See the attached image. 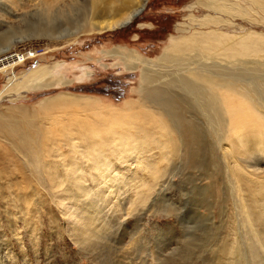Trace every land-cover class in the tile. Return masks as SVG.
<instances>
[{
  "label": "rangeland",
  "instance_id": "374dc122",
  "mask_svg": "<svg viewBox=\"0 0 264 264\" xmlns=\"http://www.w3.org/2000/svg\"><path fill=\"white\" fill-rule=\"evenodd\" d=\"M76 1L0 0V57L15 55L0 71V264H264V78L241 69L264 64V0H148L99 34L61 20ZM247 38L259 51L226 54ZM179 39L199 47L165 63ZM118 48L150 62L155 88L178 74L232 82L238 98L256 88L260 121L236 126L223 105L209 121L165 85L183 99L179 138L140 90L142 65L102 53ZM40 68L51 74L19 84Z\"/></svg>",
  "mask_w": 264,
  "mask_h": 264
},
{
  "label": "bare ground",
  "instance_id": "6f19581e",
  "mask_svg": "<svg viewBox=\"0 0 264 264\" xmlns=\"http://www.w3.org/2000/svg\"><path fill=\"white\" fill-rule=\"evenodd\" d=\"M147 1L148 0H77L76 2L73 3V5H75L74 7H71L67 9L64 13H62L61 20L64 21L65 19L64 22L68 23L72 18H74L75 20L80 19L86 22L87 25L90 26L91 31L99 34V33H103L106 31L120 29L122 27L129 25L131 22L134 21V19H136L141 14ZM253 1L260 2V0H253ZM215 6L216 7L214 8L216 10L220 9L221 11L232 13V14H235L236 11H239L240 13L245 14L244 10H242L241 8H238L239 6H232L230 5V3L229 4L224 3L223 5L220 4L219 6L215 4ZM237 8L239 10H237ZM65 28L66 27H63V30H65ZM211 34H213L214 36L213 38L215 39V48L218 47L219 44L223 43L222 42L223 40L221 39L223 38L222 37L223 35L216 34V33H211ZM251 39L247 38L246 40H241L238 44L239 48L236 45L232 46V48H229L230 49L229 51L228 49H226L228 51V52L226 51L227 52L226 54L233 55L235 53H238V54L246 55L249 52L259 51V44L256 43V41L252 40V41L247 42V40H251ZM199 43H200L199 41L189 42L187 41V39L174 40L173 48L177 51L174 50L172 54L176 57L175 58L171 57L170 52H169V55H165V57L163 56L162 60L165 63L167 62V60L168 62L177 61L176 63L179 64L180 63L179 54L182 53V55H185V52H186V51L183 52L184 46H198L199 47ZM102 53H111L118 57H121L123 59V63L126 66V68H135L137 63L142 65L141 81H142L143 88H141L140 90H143V89L147 90L145 94L149 98L146 96L145 97L150 99L152 103L160 107L162 111L159 112L160 113L159 115L163 114L162 118L165 119V121H167L166 122L168 123L167 130L169 129L171 130V132L174 131L179 138L183 136V130L185 129V126H184L185 119H184V115L182 111V100L183 99H176V98H173V96H171L170 94L167 95L165 85H168L170 87L175 86L176 87L175 89L178 90L179 88L181 91H183L185 95H191L192 98L194 99V102L197 104V107L200 109L199 111L208 115L209 121L214 120L215 122L217 120V116L219 114L221 115L222 113V110L220 108L221 105L225 107V111H227L228 115L233 119V121H235V123L233 124H235L236 126H241L249 122L260 121L259 117L255 113L254 105L257 103L256 101L259 100L262 95L260 96L261 92L259 90H258L260 92L259 94L257 93L258 91L256 92L255 90L256 88H254V91L257 93L256 98L254 97L255 96L254 91L250 89H247L245 92H243V94H241V97L238 98L232 94V92L235 91L232 85H230L232 82H230L229 86L226 84H225L226 86L225 85L222 86L220 83V78L218 79L217 78L215 79L214 77L203 78L202 75L200 74L199 75L197 74L196 81H192L185 76L175 74L176 76H173L170 79V81L161 82L162 84L158 83V84H161V85H158L160 87L157 86V88H155L152 84H154L153 82L156 83L155 80L157 79L156 77L158 76V73H157L158 71H153L151 68H149L150 66H148L149 65L148 63L150 62L143 60L134 50L132 49L125 50L124 48L120 50L118 48V49H114L112 52L102 51ZM14 60H15V55H8V54L2 55L0 57V71L4 70L8 66H11ZM18 61H20V59H18ZM241 62L240 64H243L244 67H246L245 62L243 60H241ZM57 66H58V63L54 64V68H56ZM253 66L254 67L241 68V69H245L243 70L244 73L249 72L248 74L251 73L256 77L262 76L264 78V64L256 62L254 63ZM241 69H240V72H238L239 74L242 72ZM217 71L223 74L222 75L223 77L225 75L226 77H230V76H227V73H226L228 72L227 68L226 69L224 67L223 69L219 68L217 69ZM237 71L238 70H236L235 72ZM38 72L40 73L30 72L32 76L25 75L22 78L18 79L19 84L22 85L28 82H32V83L38 82L42 78L46 77V75L51 74L50 71L45 70L43 68L42 70L40 68ZM238 73L237 74L235 73L236 76H240V80H244L245 78L241 77V75H238ZM86 74L88 73L86 72ZM235 74H233V71H232L233 76L230 77V79L233 78ZM248 74H245L244 76H247ZM238 78L239 77H237V79ZM237 79L235 78V80ZM198 80H206L207 87L210 89L208 90L209 92L207 91L206 93L203 92L205 88H203L201 84L197 83ZM37 86L40 87V84H38ZM222 87H224L225 89L224 92L227 93L226 91H228V93L225 94L223 98H220L218 95H216V93L214 92V89H219ZM175 89L173 90L175 91ZM250 94L251 95L254 94V96H250ZM206 98L207 100H205ZM200 99H202L203 101H201ZM252 102H254V104ZM155 108H158V107H155ZM219 123L217 122V125H219ZM249 167H251V173L253 174L262 173L260 169H258L257 166H255V164L253 163H250ZM236 254H238L237 258H241L242 256L240 257L239 255L243 254V252L239 248H237Z\"/></svg>",
  "mask_w": 264,
  "mask_h": 264
},
{
  "label": "water",
  "instance_id": "95a60500",
  "mask_svg": "<svg viewBox=\"0 0 264 264\" xmlns=\"http://www.w3.org/2000/svg\"><path fill=\"white\" fill-rule=\"evenodd\" d=\"M80 89V88H79Z\"/></svg>",
  "mask_w": 264,
  "mask_h": 264
}]
</instances>
